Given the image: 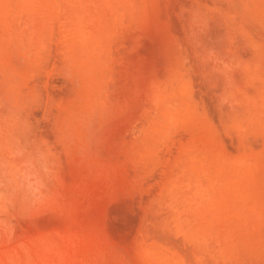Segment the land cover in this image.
Masks as SVG:
<instances>
[{
    "label": "rangeland",
    "instance_id": "1",
    "mask_svg": "<svg viewBox=\"0 0 264 264\" xmlns=\"http://www.w3.org/2000/svg\"><path fill=\"white\" fill-rule=\"evenodd\" d=\"M0 264H264V0H0Z\"/></svg>",
    "mask_w": 264,
    "mask_h": 264
}]
</instances>
